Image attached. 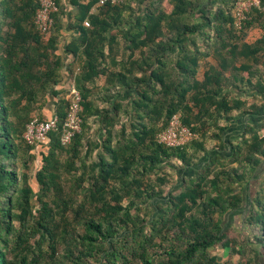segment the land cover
Segmentation results:
<instances>
[{
    "label": "trees",
    "instance_id": "16d2710c",
    "mask_svg": "<svg viewBox=\"0 0 264 264\" xmlns=\"http://www.w3.org/2000/svg\"><path fill=\"white\" fill-rule=\"evenodd\" d=\"M169 1L170 11L149 0L100 7L109 19L99 17L95 27L125 30L124 43L141 49L135 66L110 77L108 86L115 91L141 84L137 97L127 105H97L85 83L105 71L86 52L77 80L81 131L68 146L58 132L41 147L47 152L35 175L36 192L28 166L19 170L18 153L37 150L23 136L48 98L58 97L61 59L54 40L35 25L38 0H0V264H254L247 252L259 259L254 247L264 249V185L244 220L249 235L231 238L226 220L242 209L246 186L264 170V118L260 128L230 143L228 158L209 156L180 193L166 195L171 176L165 169L194 167L209 153V141L223 150L231 114L260 110L233 94L264 93V13L253 9L238 34L235 0ZM256 27L263 34L250 42L247 33ZM201 46L215 47L218 65L199 80V62L208 56ZM58 104L55 114L65 119L69 100ZM177 113L197 138L168 147L157 137ZM149 174L154 182L144 180ZM64 175L75 180L69 191ZM225 248L227 260L213 257Z\"/></svg>",
    "mask_w": 264,
    "mask_h": 264
},
{
    "label": "crops",
    "instance_id": "0c3cea01",
    "mask_svg": "<svg viewBox=\"0 0 264 264\" xmlns=\"http://www.w3.org/2000/svg\"><path fill=\"white\" fill-rule=\"evenodd\" d=\"M149 3L150 5L154 4L153 6L155 8L162 3L164 6H168L167 9L169 11L171 10L169 0H162V2L160 0H149ZM59 9V13L55 16V26L47 36V40L50 38L54 40L56 47L55 54L61 59V82L56 87L58 97L48 98V103L44 106L45 109H42L45 118L41 116L37 117L42 119L52 117L59 106L58 102L68 99L69 88L75 86L79 90L77 80L82 76L80 68L84 67L88 61L86 52L92 53L94 55L93 64L105 71V74H101L92 81L85 83V86L90 91L91 99L98 103L97 105L108 108H111L116 101L124 105L130 104L133 98L137 97V92L141 84L132 87L130 90L116 87L115 91L108 85L112 81V77L115 79L114 76L116 74H120L121 71L124 72L132 66H135L139 60L140 47L135 50L128 42L124 43L123 35L125 34V30H120L121 32H118L117 29L107 31L95 27V21L99 17L101 19H109L107 16L100 14V7L97 5V0H59ZM138 15L140 16L141 14H134L133 19H136ZM128 16L125 14V17ZM87 23L89 25H86ZM250 31L253 34L250 42L256 41L263 34L257 27ZM113 34H115L116 40H111ZM254 35L256 37L253 39ZM144 50L151 52L149 48H145ZM200 50L202 52H208V56L199 62L200 74L198 79L202 80L203 72L212 67H216L218 60L216 59L214 46H201ZM260 67L263 68V66ZM135 76L141 77L142 74L137 72ZM128 77L131 76L128 75ZM112 94H115V98L109 102V97ZM233 96L247 100L250 104H257L260 110L255 115L245 114L244 116H240L238 111H234L231 114L234 119L229 122L227 131L222 135L223 144L225 145L223 150L218 149L217 141L207 142L206 147L209 148V145L211 147L214 145V149L217 150V152L214 151L216 155L224 159L228 158L231 154V144L239 143L243 133L248 128H260L263 123V119L261 118H264V93L255 96L253 93L241 94L236 92ZM260 133L263 134L264 130H260ZM260 184L264 185V170L258 176V179H255L251 185L246 186L244 191L245 202L242 209L230 211L227 216L226 223L232 229V232H235L237 238L242 239L243 235L247 236L250 234V230H248L249 228L244 220L248 216L247 211L251 206L252 199L261 187H263ZM254 248L262 253L258 257L259 259L257 260L255 255L248 252L247 259L253 258V260H256L254 264H264V249L260 245ZM225 249L229 252V258L230 249Z\"/></svg>",
    "mask_w": 264,
    "mask_h": 264
},
{
    "label": "built area",
    "instance_id": "2783aa9c",
    "mask_svg": "<svg viewBox=\"0 0 264 264\" xmlns=\"http://www.w3.org/2000/svg\"><path fill=\"white\" fill-rule=\"evenodd\" d=\"M126 0H97L99 7L107 5H118ZM39 9L35 16V25L42 36H48L54 28V15L59 12L56 0H38ZM260 9L264 13V0H235L232 10L233 25L238 34L244 29L250 20V13L253 9ZM86 25H89L88 23ZM69 106L65 119L58 114L42 119L34 117L26 127L24 140L34 148H41L46 144L54 133H60V140L63 146L71 144L76 134L80 133L82 118L80 116L81 103L83 101L81 92L75 87L69 88ZM158 141L168 147H181L195 140L197 135L182 122V115L175 114L169 126L158 135Z\"/></svg>",
    "mask_w": 264,
    "mask_h": 264
},
{
    "label": "rangeland",
    "instance_id": "374dc122",
    "mask_svg": "<svg viewBox=\"0 0 264 264\" xmlns=\"http://www.w3.org/2000/svg\"><path fill=\"white\" fill-rule=\"evenodd\" d=\"M164 7V5H163ZM251 31H249L247 33V36H246V39L247 40H251V36L253 35L252 33H250ZM256 36L254 35L253 36V39L255 38ZM44 108V107H43ZM42 108V109H43ZM39 110L38 113L36 114V116H41L43 118H45L44 114H43V110ZM214 148L215 146L213 145L212 147L209 145V153L207 155H205L203 158H201L194 167L192 168H189V167H185L184 169H178L177 172L175 171H171V170H168V169H165L167 170L166 172L171 176V182L170 184H168L167 188H166V195H168L169 193H173V194H178L180 193L183 189H184V186H185V180H188L189 178H191L196 170H198V167H200V165L202 164H206L207 161L209 160V156H213V154H216V152H214ZM42 152H47V149L46 148H39L37 150H33L31 152H25V150H21L19 153H18V165H19V170L20 169H23L24 165H27L28 169L24 170L25 172H27L29 178H30V184L32 186V188L37 192L39 190V185L36 181V178H35V175L36 173L38 172V170H40L41 166H42ZM65 157H62V160H64ZM177 165H179L178 163H176ZM164 173V171H163ZM155 175L153 174H149V175H146L144 177V180L146 182H154L155 180ZM63 181H62V185L64 186V189L66 191H69L72 187H75L73 185H75V180L69 176V175H64L63 176ZM85 186L88 185V183L86 182L84 184ZM141 214H144L146 211L143 207V209H141ZM228 226V225H227ZM229 236L231 238H235L236 235H235V232H232V231H229ZM39 237H37L35 240H37ZM242 240V239H240ZM33 243H34V239H33ZM228 255H229V252L227 249H215L214 252H213V257L214 258H218L219 260L221 261H225L227 260L228 258Z\"/></svg>",
    "mask_w": 264,
    "mask_h": 264
}]
</instances>
